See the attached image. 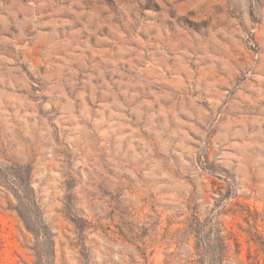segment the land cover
Listing matches in <instances>:
<instances>
[{"label": "clouds", "instance_id": "obj_1", "mask_svg": "<svg viewBox=\"0 0 264 264\" xmlns=\"http://www.w3.org/2000/svg\"><path fill=\"white\" fill-rule=\"evenodd\" d=\"M138 4L97 41L107 45L98 68L88 43L107 10L95 0L48 12L33 0L23 20L0 0V203L30 230L21 243L32 264H56L57 252L73 264H144L153 248L160 264H221L224 211L264 180V55H234L264 10L256 0ZM112 196L137 226L129 242L104 230ZM167 223L190 238L165 239Z\"/></svg>", "mask_w": 264, "mask_h": 264}, {"label": "rangeland", "instance_id": "obj_2", "mask_svg": "<svg viewBox=\"0 0 264 264\" xmlns=\"http://www.w3.org/2000/svg\"><path fill=\"white\" fill-rule=\"evenodd\" d=\"M33 2V0H5V7L13 10L16 20H23L27 4ZM68 0H45L46 8L44 12L52 10V7H66ZM91 2V0H89ZM176 2L182 3V0H176ZM258 7L264 10V0H256ZM96 6L101 9H106L105 13H102L104 19L107 21L101 30V34L92 38L88 43L89 52L88 56H92L95 59L92 63L98 67L103 68L101 63V57L97 53H105L107 45L97 43L98 40L103 37L110 36L111 31L114 28H118L121 25L120 14L124 13V7L136 4L139 8L138 0H95ZM160 4L155 5L154 10H160ZM152 10L149 5L144 9L145 12ZM60 19H70L69 16L58 17ZM195 18V17H193ZM4 29V24L0 21V32ZM264 29V24L261 28L256 29L251 34V45L245 47L243 51L236 50L234 55L239 63L244 64L252 58L253 54L264 55V35L261 34ZM32 59L39 61V52H35ZM87 63V61H86ZM137 70H140L141 66L137 65ZM121 72H125L130 77L132 73H128L126 69H121ZM220 78H225L223 74H219ZM102 83L97 80H93L92 84L97 85ZM111 83V80H109ZM87 90V89H86ZM163 90H167L164 88ZM153 91H157L153 89ZM104 101H100L103 103ZM259 115V112L254 113ZM186 124L190 123L185 120L183 116L180 117ZM187 130V129H185ZM215 129L211 134H214ZM189 135H192L189 132ZM212 154V145L209 143L208 151L205 153V160ZM208 170L214 171L213 166L209 163ZM208 187H211L214 192H219L222 185L219 183L218 178H208ZM261 192L260 196H257V191ZM102 194L107 196V193ZM113 200V209L109 218L102 221L104 230L111 233L116 239L129 242L128 238L130 234L136 232V224L133 221L132 213L127 207H121L114 199V196L108 197ZM69 223H73L71 217L65 214L64 217ZM163 219V213L161 215ZM118 220L119 222H112ZM85 227L87 222L85 221ZM171 234L172 238H178L180 236L187 235L189 238L191 233H185L182 229V225L178 223H167V232L164 238L167 239ZM31 235L30 230L24 226L23 217L16 211L15 208L9 206L4 207L3 203H0V264H32L31 257L28 255L27 245L21 243V239L27 240ZM220 255L221 264L225 258L231 257L233 254L237 256L242 264H264V180H258L255 177L252 178V191L250 195L238 196L232 200L231 205L224 211V219L220 222ZM56 247L59 248V242L57 241ZM78 247V246H77ZM68 250L65 247L64 256L67 257ZM144 264H160L158 261V250L145 249ZM82 259L83 253H81ZM56 264H73L71 260H61L60 254L57 252Z\"/></svg>", "mask_w": 264, "mask_h": 264}]
</instances>
